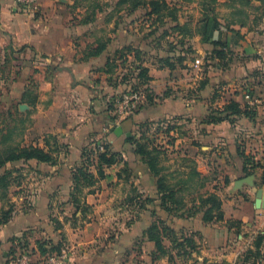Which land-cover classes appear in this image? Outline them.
Returning a JSON list of instances; mask_svg holds the SVG:
<instances>
[{"label":"crops","instance_id":"1","mask_svg":"<svg viewBox=\"0 0 264 264\" xmlns=\"http://www.w3.org/2000/svg\"><path fill=\"white\" fill-rule=\"evenodd\" d=\"M165 2L168 10L150 15V9L132 11V2L122 0H40L38 12L28 15L15 0H0V56H8L12 69L0 87H6L7 101L20 102L21 118H30L14 148L37 147L51 157L0 168V264L21 247L40 254L41 246L67 247L70 264H106V256L90 252L108 243L104 237L112 230H147L151 224L142 227L138 218L151 215L149 208L144 214L132 209L138 218L132 228L125 224L130 201L163 195L160 177L136 153L135 141L147 138L164 153L159 166L166 184L198 177L196 200L217 195L220 222L264 225V195L256 206L264 189V5ZM210 21L218 28L205 43L203 26ZM140 68L147 81L137 77ZM132 85L143 93L142 108L117 126L116 102ZM248 94L259 103L250 106ZM231 103L240 114L227 111ZM114 127H122L123 135H115ZM6 128L13 136V127ZM106 146L121 160L98 179L96 155ZM240 152L259 167L246 171ZM87 153L89 172L98 180L76 193L74 172ZM246 178L252 181L239 183ZM200 223L199 230L213 234L214 222L202 217Z\"/></svg>","mask_w":264,"mask_h":264},{"label":"rangeland","instance_id":"2","mask_svg":"<svg viewBox=\"0 0 264 264\" xmlns=\"http://www.w3.org/2000/svg\"><path fill=\"white\" fill-rule=\"evenodd\" d=\"M96 3L97 0H91ZM95 5V4H94ZM116 10H113L115 12ZM146 15L141 16L144 18ZM11 60L8 61V56H0V79L11 75ZM130 90V87L121 92L116 102L121 95ZM6 87L4 84L0 87V157L6 156L5 151L13 149L19 145L22 128L30 124L29 116L21 118L19 103H10L4 97ZM141 103V102H140ZM117 108V107H116ZM10 118H8V114ZM11 121V122H10ZM13 127V136L9 137L6 133L7 126ZM170 185L177 190L176 198L180 200L178 203H169L168 210L165 211L161 205L160 200L146 201L145 198L136 203L129 202L125 224L132 228V224L136 222L138 217H134L132 209H141V214L147 211L149 213L138 218L141 226L145 227L149 224L157 223L160 228H170L180 238H188L192 240L191 247H186L182 250L180 248L174 249L171 242L167 239L164 241L166 247L170 249L167 255H161L155 248V243L148 241L146 231L148 230H130L129 232H122L112 230L104 239L109 240L100 248H94L90 252V256L96 255L106 256V264H264V249L261 255L255 256V252L250 255L248 251L256 237L260 234L258 232L264 230V225L258 220L253 222L249 228L236 225L235 222L229 221L227 224L219 221L213 223L214 232L208 234L204 230H199L201 223L200 218L203 217L202 212H196L200 207L199 200H196L198 193L201 190V183L198 177H193L188 184L179 183V177L173 179ZM150 217V218H149ZM116 220L120 217L115 216ZM264 219V216H263ZM114 220V221H116ZM161 223V224H160ZM254 226V227H253ZM151 227V226H150ZM261 227V228H260ZM260 230H259V229ZM224 229V230H223ZM218 230V231H217ZM229 230V231H228ZM217 231V232H216ZM220 231V233H219ZM228 231V232H227ZM219 233V234H218ZM224 233V234H222ZM119 236V241L116 239ZM182 241V240H180ZM122 244V246H120ZM22 249L25 247H21ZM31 249L36 253L35 249ZM70 250L67 247L54 246V253H61L62 250ZM46 250V251H47ZM216 257V258H215ZM229 257L230 260L226 258ZM105 259V258H104ZM219 259V260H218Z\"/></svg>","mask_w":264,"mask_h":264},{"label":"trees","instance_id":"3","mask_svg":"<svg viewBox=\"0 0 264 264\" xmlns=\"http://www.w3.org/2000/svg\"><path fill=\"white\" fill-rule=\"evenodd\" d=\"M132 2L131 10L135 11L139 9L140 7H144L145 9H150V15H160L164 11L168 10V7H166L165 0H122L123 3ZM262 4L264 5V0H260ZM170 16L173 17V12H169ZM92 17L95 16V14L91 15ZM218 28V24L214 22H206L203 26L202 35L204 36V42L208 43L213 35V32L215 29ZM215 44V43H214ZM169 67H173L171 62L169 60H166ZM1 67V66H0ZM140 79H144V81H147L146 76V70L143 68H140L138 71V76ZM133 91H140L139 88L135 85H132L130 87ZM146 101L147 95L144 94ZM142 108V103H139L135 110L131 113L133 114L135 111ZM231 110L233 114H240V108L239 105L236 103H231L229 107H227V111ZM245 115H248L249 117H253V110H245L243 111ZM131 116V115H130ZM117 117H115L114 121L116 122ZM143 127L148 130L149 125L146 123ZM170 131V130H169ZM168 131V132H169ZM146 136V135H145ZM144 136V138H146ZM137 146L136 153L141 155L150 168V171L154 176H159L158 184H157V191L159 193H162V197L158 198L160 200L162 207L165 211L168 209L169 203H178L180 200L176 198L175 190L170 185L166 184L165 180L166 178L161 175L162 168H160V162L162 160V155L164 154L162 149L160 147H150V141L147 138L145 143H141L139 141H135L134 143ZM6 156L1 158L0 157V168H2L6 163L9 162H27L31 159H36L41 162H49L51 161V157L46 154L42 149L37 147H30V148H13L10 150L5 151ZM92 153H87L84 157L86 158L84 160V163L81 167L77 168L74 172V192H80L81 187L84 186H93L94 183L104 177L105 169L116 165L120 162V156L118 154L112 153L108 146L105 147L104 152L97 153V173H98V179L95 178V176L89 172V168L93 164V160L91 157ZM240 157L242 158V162L244 165L245 170L247 171V168L255 169L259 167L258 164H256L252 157L245 155L243 152H240ZM195 175V174H194ZM192 178L190 179V181ZM146 201H153L147 199ZM132 203V201H130ZM200 207L196 212H202L203 211V220L204 222H215V221H224V212L222 210V202L220 198L215 194H209L204 195L199 198ZM10 215V211L3 212V220L1 222H6L8 217ZM161 224V223H160ZM146 237L148 241L155 243L156 250L161 255H167L170 252V249L172 247L168 248L164 244L165 240H169L171 242V245L174 249L180 248L182 250L186 249V247H191L192 240L188 238H180L178 239L176 234L170 229V228H160V226L157 223H153L151 227L148 228V230L145 232ZM182 240V241H180ZM28 249L27 247H25ZM253 249H250L248 253L252 255L255 252V256L261 255L264 249V234H259L253 245ZM52 249V248H51ZM54 249V247H53ZM45 247L39 248V253L41 256H47L49 254L54 253L53 250H47Z\"/></svg>","mask_w":264,"mask_h":264},{"label":"built area","instance_id":"4","mask_svg":"<svg viewBox=\"0 0 264 264\" xmlns=\"http://www.w3.org/2000/svg\"><path fill=\"white\" fill-rule=\"evenodd\" d=\"M23 13L35 15L39 10L40 0H15ZM141 91L128 90L121 95L116 108L117 126L122 120L128 117L142 100ZM245 100L250 106H255L259 103L258 99H254L250 94L245 96ZM104 150V148H100ZM70 253L67 250H62L61 253H52L47 256H41L34 253L31 249L20 248L16 250L9 259L8 264H70Z\"/></svg>","mask_w":264,"mask_h":264},{"label":"water","instance_id":"5","mask_svg":"<svg viewBox=\"0 0 264 264\" xmlns=\"http://www.w3.org/2000/svg\"><path fill=\"white\" fill-rule=\"evenodd\" d=\"M112 131L115 133V135L117 136H122L124 131H123V128L122 127H114L112 129ZM252 181V178H246V179H243L241 181H239L240 184L242 183H250ZM263 195H264V189H260L259 192H258V200L256 201V206L257 208H260L262 206V199H263Z\"/></svg>","mask_w":264,"mask_h":264}]
</instances>
